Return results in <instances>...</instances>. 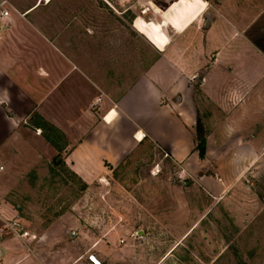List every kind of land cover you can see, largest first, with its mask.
Returning a JSON list of instances; mask_svg holds the SVG:
<instances>
[{"label": "rangeland", "instance_id": "rangeland-1", "mask_svg": "<svg viewBox=\"0 0 264 264\" xmlns=\"http://www.w3.org/2000/svg\"><path fill=\"white\" fill-rule=\"evenodd\" d=\"M48 1L38 10L41 30L58 47H81L113 102L160 51L205 77L218 51L235 56L230 49H240L233 46L264 9V0H199L184 13L190 0H154L151 8L139 0ZM196 100L202 116L225 120L202 89ZM228 119L246 129L240 139L259 145L254 164L230 182L219 180L231 172L222 164L218 173L216 159L194 171L149 142L83 182L63 161L58 128L44 122L39 133L21 132L0 165L1 264H93L90 256L101 264H264V101L258 112Z\"/></svg>", "mask_w": 264, "mask_h": 264}, {"label": "crops", "instance_id": "crops-1", "mask_svg": "<svg viewBox=\"0 0 264 264\" xmlns=\"http://www.w3.org/2000/svg\"><path fill=\"white\" fill-rule=\"evenodd\" d=\"M5 1L0 8L8 12L0 15V165L21 132L39 133L44 122L58 128L63 161L83 182L98 179L105 166L117 167L146 142L194 171L216 159L218 173L222 164L230 167L231 175H223L221 182L243 177L257 160V140L240 139L246 129L234 127L228 118L234 112H258L264 101V9L233 46L240 49H230L235 56L224 59L218 51L205 77H195L181 59L160 51L145 74L113 102L89 74L93 67L84 61L81 47L69 49L66 40L58 47L52 33L41 30V0ZM198 88L225 120L215 123L202 116ZM197 118L207 132L202 159L195 151Z\"/></svg>", "mask_w": 264, "mask_h": 264}, {"label": "trees", "instance_id": "trees-1", "mask_svg": "<svg viewBox=\"0 0 264 264\" xmlns=\"http://www.w3.org/2000/svg\"><path fill=\"white\" fill-rule=\"evenodd\" d=\"M206 137L207 132L204 129L201 120L197 118L195 151L198 153L200 159H202L205 155Z\"/></svg>", "mask_w": 264, "mask_h": 264}, {"label": "bare ground", "instance_id": "bare-ground-1", "mask_svg": "<svg viewBox=\"0 0 264 264\" xmlns=\"http://www.w3.org/2000/svg\"><path fill=\"white\" fill-rule=\"evenodd\" d=\"M175 1H176V0H175ZM199 3H200L199 0H190V1H188V2L186 1L184 5L180 6L181 9H180L179 12H180V13H184V12H186V11H188V10L194 8V7H195L197 4H199ZM148 4H149V7H150V1H149ZM169 7H170V6H169ZM169 7H168V8H169ZM150 8H151V7H150ZM168 8H167V9H168ZM167 9H166V10H167ZM166 10H165V11H166ZM184 17H185V16H184ZM184 17H183V18H184ZM111 115H114V113H112ZM108 118H110V117H108ZM142 138H143V137H142Z\"/></svg>", "mask_w": 264, "mask_h": 264}, {"label": "built area", "instance_id": "built-area-1", "mask_svg": "<svg viewBox=\"0 0 264 264\" xmlns=\"http://www.w3.org/2000/svg\"><path fill=\"white\" fill-rule=\"evenodd\" d=\"M149 1H151V2H153L154 0H139V2H141L142 3V7H144V6H147V7H149ZM6 4V1L5 0H2L1 2H0V8L1 7H3L4 5ZM150 8V7H149ZM149 8L147 9H144L143 11H142V14H145L146 12H148V10H149ZM0 15H1V17H7V15H8V12L7 11H0Z\"/></svg>", "mask_w": 264, "mask_h": 264}, {"label": "water", "instance_id": "water-1", "mask_svg": "<svg viewBox=\"0 0 264 264\" xmlns=\"http://www.w3.org/2000/svg\"><path fill=\"white\" fill-rule=\"evenodd\" d=\"M209 23H210V21L209 20H207L206 22H205V25H204V28H207L208 27V25H209ZM73 236V235H72ZM89 260L93 263V264H101L94 256H90L89 257Z\"/></svg>", "mask_w": 264, "mask_h": 264}]
</instances>
